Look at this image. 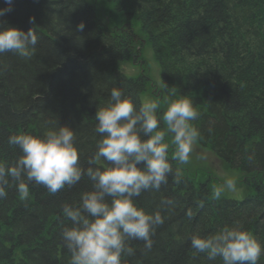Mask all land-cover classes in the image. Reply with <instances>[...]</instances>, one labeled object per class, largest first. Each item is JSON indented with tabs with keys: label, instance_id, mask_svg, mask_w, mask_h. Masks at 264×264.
Instances as JSON below:
<instances>
[{
	"label": "trees",
	"instance_id": "trees-1",
	"mask_svg": "<svg viewBox=\"0 0 264 264\" xmlns=\"http://www.w3.org/2000/svg\"><path fill=\"white\" fill-rule=\"evenodd\" d=\"M97 6L88 0H13L12 10L0 18V27L32 28L38 35L32 56L0 55V161L11 165L21 154L8 144L11 135L42 136L69 126L80 166H90L100 138L94 117L110 90L119 87L137 107L145 92L143 77L120 72L122 62L139 54L137 34L122 25L137 23L160 67L165 96H187L200 113L192 121L201 134L198 145L258 182L253 196L237 202L213 199L210 183L196 185L182 176L175 182L170 175L159 192L142 193L135 201L164 217L151 251L142 241H130L135 254L122 257V264H222L219 257L195 253L190 238L224 226L242 228L264 246V0H101ZM7 7L0 0V8ZM101 10L113 25L120 21V32ZM29 190L22 200L11 185L0 199V264L20 260L10 245H29L21 255L28 264H68L61 230L71 223L62 206L77 205L81 193L92 190L91 181L84 176L55 195L34 182ZM162 198L173 203L161 205ZM49 216L57 221H47Z\"/></svg>",
	"mask_w": 264,
	"mask_h": 264
},
{
	"label": "clouds",
	"instance_id": "clouds-1",
	"mask_svg": "<svg viewBox=\"0 0 264 264\" xmlns=\"http://www.w3.org/2000/svg\"><path fill=\"white\" fill-rule=\"evenodd\" d=\"M4 3L8 7L0 8V18L12 10L13 0ZM84 27L83 23L78 25L81 31ZM37 43L38 35L32 28L24 32L0 27V55L13 53L28 58L35 53ZM164 104L161 111L160 101L148 98L137 107L119 87H113L94 117V132L100 138L87 169L79 164L75 131L69 126L46 130L42 136L11 135L8 144L21 154L11 165L0 161V199L7 196L6 189L11 185L24 200L33 182L55 195L86 176L92 190L81 193L77 205L62 206V216L71 223L61 230L70 254L68 264H122V257L135 254L130 241H142L144 249L151 251V237L164 217L160 211L146 212L136 198L145 192H159L170 175L179 182L180 169L174 170L170 161L189 164L201 137L192 124L200 113L191 99H173L170 95ZM101 162L102 168L95 167ZM236 191L237 180L227 178L212 189L211 195L219 200L226 192ZM172 203L161 200V205ZM188 215L191 218V213ZM190 244L195 253L205 254L208 260L219 257L222 264H259L264 255V246L239 227L224 226L206 237L193 235Z\"/></svg>",
	"mask_w": 264,
	"mask_h": 264
},
{
	"label": "rangeland",
	"instance_id": "rangeland-1",
	"mask_svg": "<svg viewBox=\"0 0 264 264\" xmlns=\"http://www.w3.org/2000/svg\"><path fill=\"white\" fill-rule=\"evenodd\" d=\"M90 3L95 4L97 6L95 0H89ZM98 7V6H97ZM100 8V7H98ZM100 13H103L102 10ZM99 11H97V14L100 18L105 16V19L109 18L103 13V16ZM113 18V17H112ZM115 24L113 25L111 21L109 20V25L110 28L113 29L114 27L118 26L116 23H120V21L115 20ZM113 27H112V26ZM120 25V24H119ZM147 57L150 58V61L154 65V72L153 75H151L152 78V83L154 86L157 87V85L154 83V80L158 83L159 82V72L158 68L153 60L152 53L149 48H147L146 52ZM124 64V63H123ZM122 64V65H123ZM122 65H121V70H122ZM123 72L131 77H136L139 75V70L137 67L133 66L132 61H128L124 66H123ZM154 76V80H153ZM156 89V88H155ZM157 93L153 92V89L148 88V92L142 96L141 100L142 102L145 99L151 98V99H156ZM166 105L164 104V101L161 102V111L164 110ZM170 139V138H167ZM201 157H204L203 159ZM182 172L181 174L183 176H186L193 180V182L198 185L203 182L209 181L210 182V187L213 189L215 186L219 184H223L224 181L227 178H235L237 180V189L238 191L236 192H226L221 198L223 199H229V200H236V201H243L244 199L247 198V196L254 194V188L250 184L242 183L241 179V174L239 171H231L228 170L223 164L218 162L211 153H209L206 150H201L199 149L196 145H194V150L193 153L190 156V163L187 165H180ZM245 180H243L244 182Z\"/></svg>",
	"mask_w": 264,
	"mask_h": 264
},
{
	"label": "bare ground",
	"instance_id": "bare-ground-1",
	"mask_svg": "<svg viewBox=\"0 0 264 264\" xmlns=\"http://www.w3.org/2000/svg\"><path fill=\"white\" fill-rule=\"evenodd\" d=\"M177 168H179L180 169V176H182V177H184V178H186V176H183L182 174H181V172H182V169H181V167H179V166H176V168L175 169H177ZM180 181V180H179ZM52 216V215H51ZM51 216H49L46 220L47 221H52V222H56L57 220L56 219H54V220H52V217ZM45 225L47 224V222L46 223H44ZM4 253V252H3ZM6 254V253H5Z\"/></svg>",
	"mask_w": 264,
	"mask_h": 264
}]
</instances>
